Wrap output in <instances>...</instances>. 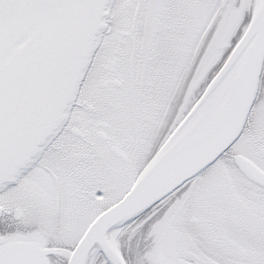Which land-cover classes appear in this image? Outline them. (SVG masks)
Instances as JSON below:
<instances>
[{"label":"snow or ice","instance_id":"obj_1","mask_svg":"<svg viewBox=\"0 0 264 264\" xmlns=\"http://www.w3.org/2000/svg\"><path fill=\"white\" fill-rule=\"evenodd\" d=\"M0 264H264V0H0Z\"/></svg>","mask_w":264,"mask_h":264}]
</instances>
